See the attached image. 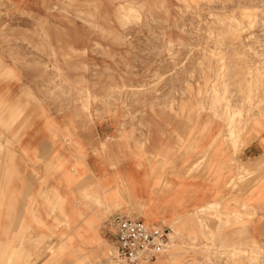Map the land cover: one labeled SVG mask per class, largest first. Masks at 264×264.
<instances>
[{
	"label": "rangeland",
	"instance_id": "1",
	"mask_svg": "<svg viewBox=\"0 0 264 264\" xmlns=\"http://www.w3.org/2000/svg\"><path fill=\"white\" fill-rule=\"evenodd\" d=\"M0 54L68 119L70 149L95 140L185 155L210 135L212 149L237 155L264 133V0H39L35 11L5 1ZM234 163L229 205L169 226L159 261L264 264L248 231L264 156Z\"/></svg>",
	"mask_w": 264,
	"mask_h": 264
},
{
	"label": "crops",
	"instance_id": "2",
	"mask_svg": "<svg viewBox=\"0 0 264 264\" xmlns=\"http://www.w3.org/2000/svg\"><path fill=\"white\" fill-rule=\"evenodd\" d=\"M5 1L33 11L39 3L0 0V7ZM5 61L0 54V264H113L115 216L168 228L213 202L226 207L234 159L252 169L264 156V133L244 139L237 155L223 143L212 149L210 135L185 155L151 158L147 146L102 151L95 140L70 149L68 119L54 118ZM252 197L248 231L264 245V180ZM160 258L151 264H166Z\"/></svg>",
	"mask_w": 264,
	"mask_h": 264
},
{
	"label": "built area",
	"instance_id": "3",
	"mask_svg": "<svg viewBox=\"0 0 264 264\" xmlns=\"http://www.w3.org/2000/svg\"><path fill=\"white\" fill-rule=\"evenodd\" d=\"M109 224L114 237L112 256L120 264H151L166 249L169 227L121 215Z\"/></svg>",
	"mask_w": 264,
	"mask_h": 264
},
{
	"label": "bare ground",
	"instance_id": "4",
	"mask_svg": "<svg viewBox=\"0 0 264 264\" xmlns=\"http://www.w3.org/2000/svg\"><path fill=\"white\" fill-rule=\"evenodd\" d=\"M250 16V15H249Z\"/></svg>",
	"mask_w": 264,
	"mask_h": 264
}]
</instances>
